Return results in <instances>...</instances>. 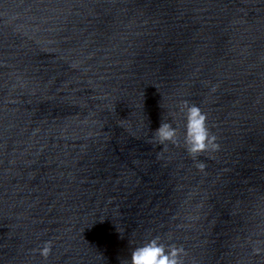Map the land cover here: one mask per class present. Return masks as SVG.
<instances>
[{
	"label": "water",
	"instance_id": "water-1",
	"mask_svg": "<svg viewBox=\"0 0 264 264\" xmlns=\"http://www.w3.org/2000/svg\"><path fill=\"white\" fill-rule=\"evenodd\" d=\"M263 168L264 0H0V264H193Z\"/></svg>",
	"mask_w": 264,
	"mask_h": 264
},
{
	"label": "clouds",
	"instance_id": "clouds-1",
	"mask_svg": "<svg viewBox=\"0 0 264 264\" xmlns=\"http://www.w3.org/2000/svg\"><path fill=\"white\" fill-rule=\"evenodd\" d=\"M180 111L184 119V145L186 151L195 157L197 154L215 150V136L207 126L206 113L196 104L182 102ZM153 138L160 144L165 142L175 143L177 140V128L171 122L163 121L154 130ZM203 168L202 163L197 165ZM50 242H45L39 249L40 255L47 257L50 252ZM259 252L260 249H254ZM184 249L167 244L160 236H148L140 244L135 246L130 254L127 264H184Z\"/></svg>",
	"mask_w": 264,
	"mask_h": 264
}]
</instances>
